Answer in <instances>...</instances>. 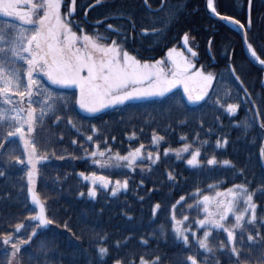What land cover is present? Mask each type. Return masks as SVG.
Masks as SVG:
<instances>
[{
	"label": "trees",
	"instance_id": "trees-1",
	"mask_svg": "<svg viewBox=\"0 0 264 264\" xmlns=\"http://www.w3.org/2000/svg\"><path fill=\"white\" fill-rule=\"evenodd\" d=\"M146 1L149 7L145 0H76V10L70 19L78 33L81 28L90 34L98 31L118 41L121 35L125 36L124 47L138 58L150 60L166 58L169 47L181 48L183 33L188 32L189 45L198 56L197 67L203 66V70L215 74L209 94L212 98H207L206 103L190 105L183 93L175 90L172 101L128 103L89 116L81 113L75 104L76 91L55 89L64 93L68 107L61 108L57 103L53 112L36 123L30 135L35 138L37 152L48 157L38 164L34 187L56 223L39 230L28 245H22L17 253L18 264H112L116 257L123 258L125 264L130 261L138 264L141 255L146 258L159 255L161 264H185L189 253L202 261L206 258L207 264H216L217 260L219 264H237V260L239 264H260L264 258V157L259 151L264 145V128L259 123L264 120V69L246 57L238 31L208 14L205 0H163V6L161 0ZM215 3L220 12L247 22V0H215ZM251 21L248 41L264 57V0H253ZM77 23L81 28L76 27ZM109 24L113 29L107 28ZM144 28L149 31H142ZM230 66H235L250 95L230 75ZM216 95L220 104L215 103ZM228 102H239L235 113L221 107ZM253 109H259V114ZM68 116L72 117L71 124ZM92 125L98 131L93 132ZM153 130L164 136L156 145L151 142ZM133 131L137 135L129 136ZM3 133L4 129L0 128V135ZM88 135L93 136L92 141L87 139ZM223 136L228 137L227 145L216 146L215 140ZM14 139L15 143L5 142L4 148H0V170L4 172L0 176V231L11 230L19 220L27 225V209L35 208L29 200L24 165L10 159V155H24L19 138ZM96 140L101 148L111 145L113 151L121 154L143 142L146 151L159 150L160 159L154 164L138 161L134 170L126 166L120 170L104 168L85 154L96 147ZM186 142L201 148L199 159L204 163L189 167L186 160L190 153L177 158L174 152L167 155L163 152L165 147L177 148ZM211 155H216L218 161L229 159L232 164L208 165L206 159ZM141 163L150 167L142 168ZM82 171L103 173L113 180L127 176L128 188L113 196L110 190L98 186L96 197H90L87 189L91 185L80 176ZM168 171L174 172V179L167 176ZM239 184L255 190L253 199L257 203V221L246 223L243 239L240 230H236L240 257L231 253L223 229L214 228L209 235L212 252L200 248L191 235L188 245L176 238L171 227V205L181 195L184 200L176 204L175 212L177 218L188 215L187 227L205 215L200 196L213 197L218 191ZM196 188L200 189L199 194L194 192ZM194 199L197 203H193ZM156 202L161 207L153 215L152 206ZM233 221L234 217L227 219L229 225ZM65 222L71 232L62 226ZM192 226L197 236H202L203 228L194 223ZM247 231L254 235L259 231L260 235L248 241ZM97 233L107 234L110 253L103 261L96 249ZM142 236L144 240L140 239ZM115 241L120 244L116 245ZM221 242L225 244L223 249L219 247ZM10 249L11 245L0 241V264H8Z\"/></svg>",
	"mask_w": 264,
	"mask_h": 264
},
{
	"label": "snow or ice",
	"instance_id": "snow-or-ice-1",
	"mask_svg": "<svg viewBox=\"0 0 264 264\" xmlns=\"http://www.w3.org/2000/svg\"><path fill=\"white\" fill-rule=\"evenodd\" d=\"M161 4L163 6V0H161ZM247 4L250 12L252 0H247ZM62 6L66 9L65 12L61 11ZM207 8L215 16L240 26L244 30L245 41L251 56L264 65V57L257 52L251 42L247 41V29L244 23L234 15L220 12L215 0H207ZM75 10L76 0H0V13L6 17L16 18L20 22L5 20L0 23V128L4 129L3 135H0V148H4L5 142L12 144L16 142L14 138H19L24 155L23 157L10 155V159L27 168V192L32 205L35 206V208L27 209L29 218L27 225L23 220H19L12 225L11 230L0 231V241L3 245H11L8 264H12V258L20 252L22 245H28L39 230L56 223L48 214L44 200L41 199L40 193L34 187L38 163L48 157L37 152L35 138L30 135L35 131L38 120L37 104L40 105L39 119L41 120L44 114L53 109L57 103L61 108L68 107L69 101L65 98L64 93L51 86H75L78 88L75 104L89 113L148 98L159 97L166 101H172L176 96L173 90L177 86H182L187 102L204 101L206 103V97L212 98L209 96V89L215 79V74L211 71H204L203 66L195 68L190 56L185 55V50L173 46L167 49L166 59L164 57L151 60L138 58L134 52L124 47L123 40L126 37L120 34L119 29H115V31L121 35L120 41L115 37H105L98 31L94 34L83 31L79 23L76 27L81 28V31L78 33L74 30L70 17ZM247 23L248 25L252 23L250 15ZM113 27L112 24L107 25L108 29H113ZM142 31L147 32L149 29L144 28ZM108 39L111 40L110 43L102 42ZM183 40L185 44L188 43V32L183 33ZM187 51L192 57L196 55L194 48L189 47ZM19 62H24L23 74L19 69L10 66ZM229 72L243 84L239 75L236 74L235 66H230ZM213 92L215 94V90ZM245 93L250 95L247 93V89H245ZM180 102H184L183 98H180ZM250 102L255 103V101ZM215 103L220 104L219 95H216ZM221 107L229 113H235L239 108V102L224 103L221 104ZM253 111L259 114V109H253ZM56 119L59 120L60 116H56ZM252 119L255 123V116ZM67 120L68 123H72L71 116H68ZM259 123L264 128V120H260ZM245 126H247V122H245ZM91 127L93 132L98 131L95 125ZM136 135L135 131L129 133L131 137ZM87 139L92 141L93 136L88 135ZM162 140H164V136L153 130L151 142L159 144ZM227 143V136L215 140V145L218 147L226 146ZM95 145L96 147L92 151H86L85 154L93 157L95 164L102 166H121L123 161L126 162L124 166L134 170L138 158L146 156L153 164L160 159L159 150L146 153L142 151L144 149L143 142H140L136 147H130L124 154L113 151L111 145L101 148L99 140L95 141ZM259 151L261 157H264V145L260 147ZM163 152L165 155L174 152L177 158H180L182 153H190L187 158L188 165L204 163L199 159L201 148L188 142L177 148L165 147ZM105 153L108 155L105 156ZM97 156L100 159H95ZM206 163L208 165L216 163L231 165L232 161L229 159L218 161L216 155H211L207 157ZM140 166L142 168L150 167L143 163ZM240 171L242 172L243 169ZM3 175V170H0V176ZM80 176L91 182L87 194L93 198L97 195L98 181L104 188L111 185L110 191L113 196L122 189H127L129 183L127 176L123 179L113 180L112 177L95 171L90 173L82 171ZM167 176L170 179L175 178L173 171H168ZM140 183L142 184L143 180ZM254 191L249 190L247 184L232 185L215 194L216 197L222 198L215 200L214 207H210L212 198L209 195L200 196L199 200L203 203L205 215L202 218H196L192 223L203 228L202 236H197L192 223L185 227V222L188 221L186 213L177 218L176 204L184 200V196L181 195L179 200L171 205V227L176 238L188 245L189 235H191L196 239L200 248L212 252L213 246L209 243V235L214 228L223 229L227 233L231 253L240 257L241 253L236 242V230H240L243 239L246 223L257 221V203L253 199ZM194 192L199 194L200 189L196 188ZM80 195L83 196L84 192L82 191ZM241 200H243V206L238 207ZM193 203H197V201L194 199ZM160 207V203L156 202L152 206V214L155 215ZM197 207H200V204H197ZM230 212L234 216V221L229 225L227 217ZM129 215L131 214L129 213ZM262 222H264V218H262ZM62 226L69 232L72 231L67 222ZM95 235L98 256L103 261L110 253L106 242L107 234L97 233ZM259 235V231L255 232V235L252 231H247V240L254 241L255 237ZM140 239L144 240L145 238L142 236ZM115 244L119 245L120 241H115ZM219 247L223 249L225 244L221 242ZM189 262L190 264H207V259L202 261L198 259L197 255L189 253L185 264H189ZM112 264H125V262L123 258L116 257L112 260ZM129 264H136V262L130 261ZM138 264H161L160 256L154 255L146 258L141 255L138 258ZM216 264H219L218 260ZM237 264H239V260H237ZM260 264H264V258Z\"/></svg>",
	"mask_w": 264,
	"mask_h": 264
},
{
	"label": "rangeland",
	"instance_id": "rangeland-1",
	"mask_svg": "<svg viewBox=\"0 0 264 264\" xmlns=\"http://www.w3.org/2000/svg\"><path fill=\"white\" fill-rule=\"evenodd\" d=\"M61 11L62 12H65L66 10L64 9V7L62 6V9H61ZM5 20H11V21H14V22H16V23H20L18 20H16V18H10V17H6V16H4L2 13H0V23H3ZM11 67H15V68H17V69H19V71L21 72V74H23V67H24V62H19V63H17L16 65H10ZM170 66V65H169ZM197 68H200V67H197ZM205 71V70H204ZM44 79H45V81L47 82V79H46V77H44ZM214 81H215V79L213 80V82H212V84L214 83ZM49 84H50V82H48ZM51 86V85H50ZM51 87H53L54 89H59V90H63V91H76V93H77V95H78V88H76L75 86H51ZM175 90H181L182 91V93H183V88H182V86H177V88L176 89H174L173 91H175ZM184 94V93H183ZM185 95V94H184ZM155 99H162V98H159V97H155V98H148V99H145V100H141V101H135V102H130V103H138V102H144V101H151V100H155ZM16 101L14 100V103H15ZM129 102H126L125 104H123V105H126V104H128ZM123 105H117V106H110V107H107V108H105V109H102V110H100L99 112H96V113H89V112H86V111H84L83 109H80L79 108V106H78V108H79V110H80V112L81 113H83V114H85V115H89V116H93V115H97V114H99V113H102V112H105V111H107V110H110V109H113V108H115V107H119V106H123ZM55 106L56 105H54V107H53V109H51V110H49V111H47L45 114H44V116H43V118L42 119H44V118H46L51 112H53L54 111V109H55ZM36 108H37V116H38V120H37V122L39 121V120H41V119H39V109H40V105L39 104H37L36 105ZM156 145V144H155ZM142 151H144L145 153L147 152L145 149H142ZM176 154V153H175ZM186 153H182L181 154V156H183V155H185ZM142 160H148L147 158H146V156L144 157V158H138V160H137V162L138 161H142ZM149 161V160H148ZM41 161H39V163H40ZM136 162V163H137ZM151 162V161H150ZM157 162V161H156ZM38 163V164H39ZM125 163L126 162H121V166H103L104 168H110V169H117V170H120V169H122L123 168V166L125 165ZM186 164H187V160H186ZM188 165V164H187ZM102 166V165H101ZM189 167H196V166H198V165H188ZM25 167V166H24ZM127 168V167H126ZM25 169H26V172H27V168L25 167ZM127 169H129V168H127ZM103 174V173H102ZM105 175V174H104ZM37 178H38V174L34 177V181H35V184H36V182H37ZM83 178V177H82ZM84 179V178H83ZM84 181L85 182H88L90 185H91V182L89 181V180H85L84 179ZM101 187V188H104V187H102L100 184H99V181L97 182V187ZM110 188H111V185L108 187V188H104V189H107V190H110ZM126 189H122L121 191H125ZM216 194V193H215ZM214 194V196L213 197H211L212 198V204H210V207H214V204H215V200L216 199H219V198H222V197H216V195ZM29 200H30V196H29ZM30 203H31V200H30ZM32 204V203H31ZM33 207H35L34 205H32ZM243 206V200H241L240 201V203H239V205H238V207H242ZM202 213H204V211H203V203H202ZM205 214V213H204ZM231 217H234L233 216V214L230 212L229 214H228V217H227V219L228 218H231ZM47 227V226H46ZM46 227H44V228H46ZM43 228V229H44ZM11 254V253H10ZM12 264H18V261H17V255H16V257H13L12 258Z\"/></svg>",
	"mask_w": 264,
	"mask_h": 264
},
{
	"label": "water",
	"instance_id": "water-1",
	"mask_svg": "<svg viewBox=\"0 0 264 264\" xmlns=\"http://www.w3.org/2000/svg\"><path fill=\"white\" fill-rule=\"evenodd\" d=\"M206 7H207V0H206ZM208 11H209V14L211 15V16H213V17H215L216 19H218V20H221V21H224L225 23H228L229 21H227V20H224V19H221L220 17H217V16H215V14L214 13H212L211 12V10L210 9H208ZM249 15H251V10H250V12H249V8H248V17H249ZM236 25V24H235ZM238 26V25H237ZM239 27V29H240V33H241V36H242V40H243V45H244V50H245V53H246V55H247V57L255 64V65H258V66H260L261 68H264V65H261L260 63H259V61H257L255 58H253L252 56H251V54H250V52H249V50H248V48H247V43H246V41H245V35H244V30H242L241 28H240V26H238ZM183 48L185 49V51H187V49L189 48V45H188V43L187 44H185L184 43V40H183ZM194 67H195V65H194ZM242 85V84H241ZM242 87L244 88V86L242 85ZM245 89V88H244ZM210 90V89H209ZM202 102V101H201ZM199 103V102H198Z\"/></svg>",
	"mask_w": 264,
	"mask_h": 264
},
{
	"label": "flooded vegetation",
	"instance_id": "flooded-vegetation-1",
	"mask_svg": "<svg viewBox=\"0 0 264 264\" xmlns=\"http://www.w3.org/2000/svg\"><path fill=\"white\" fill-rule=\"evenodd\" d=\"M252 2H253V0H252ZM206 8V7H205ZM251 9H252V4H251ZM251 16V15H250ZM217 20V19H216ZM247 20H248V4H247ZM243 23V22H242ZM244 25H245V28L246 29H249L250 27H251V25H248V23L246 22V23H244ZM240 37H241V39H242V36L240 35ZM247 41H248V37H247ZM249 42V41H248ZM242 46H243V50H244V45H243V40H242ZM180 49H183V47L182 48H180ZM184 50V49H183ZM244 54L246 55V53H245V50H244ZM168 55V54H167ZM185 55H189L190 56V59H192V61H193V64H196V66H197V60H198V56H197V54L194 56V57H192L191 55H190V53L189 52H187V51H185ZM246 57H247V55H246ZM248 58V57H247ZM249 59V58H248ZM249 61H251L250 59H249ZM252 62V61H251ZM253 63V62H252ZM212 89H213V84H212V86H211V91H212ZM210 91V92H211ZM210 92H209V94H210ZM185 97H186V95H185ZM190 104H192V105H198L197 103H191V102H189Z\"/></svg>",
	"mask_w": 264,
	"mask_h": 264
},
{
	"label": "bare ground",
	"instance_id": "bare-ground-1",
	"mask_svg": "<svg viewBox=\"0 0 264 264\" xmlns=\"http://www.w3.org/2000/svg\"><path fill=\"white\" fill-rule=\"evenodd\" d=\"M228 23H229V25H230L231 27L236 28L235 24H233V23H231V22H228Z\"/></svg>",
	"mask_w": 264,
	"mask_h": 264
}]
</instances>
